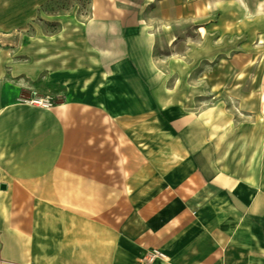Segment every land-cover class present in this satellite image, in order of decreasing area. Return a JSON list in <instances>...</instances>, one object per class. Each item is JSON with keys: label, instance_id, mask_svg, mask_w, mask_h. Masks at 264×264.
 Listing matches in <instances>:
<instances>
[{"label": "crops", "instance_id": "1", "mask_svg": "<svg viewBox=\"0 0 264 264\" xmlns=\"http://www.w3.org/2000/svg\"><path fill=\"white\" fill-rule=\"evenodd\" d=\"M243 1L93 0L125 28L0 53V264H264V12ZM185 23L190 94L229 107L151 106L153 50ZM56 86L49 107L21 99Z\"/></svg>", "mask_w": 264, "mask_h": 264}, {"label": "rangeland", "instance_id": "2", "mask_svg": "<svg viewBox=\"0 0 264 264\" xmlns=\"http://www.w3.org/2000/svg\"><path fill=\"white\" fill-rule=\"evenodd\" d=\"M126 2V1H124ZM101 8L107 9L109 12V3L101 1ZM93 0H0V53H12L14 57L21 60H30L36 51H39V44L44 43L46 40L52 41L56 36L65 35L71 40L72 36L76 37L78 34L77 28H125L121 24L122 18L116 17H95L93 15ZM112 7L115 8V2H112ZM264 12V11H263ZM97 18V19H96ZM120 25V26H119ZM181 28H166V30L176 32L177 40L174 45H170L171 38L166 39L167 43H163L161 35L159 42L153 50L154 57L166 58L165 64H159L154 67L156 73L159 72V78L151 80L152 93L150 104L157 105L158 101L165 104L177 103L184 107L185 111H194V107H204L205 105H228L224 98H212L206 96L204 81H199V93L201 95L192 96L191 89V66L189 64V49L188 44L191 40L196 39L194 28H191L188 23L180 26ZM145 28H153L148 24ZM62 32H65L63 34ZM63 40V39H61ZM67 40V39H66ZM69 40V41H70ZM158 40V35H157ZM198 41L199 37H198ZM67 42V41H66ZM59 48L64 47L72 48L71 50L77 51L78 45L70 43L56 44ZM43 46H45L43 44ZM38 47V48H36ZM55 51H58V50ZM66 49V48H65ZM81 50V49H80ZM74 51V52H75ZM86 55L89 52L85 50ZM177 53L178 56H183L181 64H173L168 62V58ZM77 53L75 52V56ZM186 57V59H185ZM205 66H197L199 75L204 70ZM200 76V75H199ZM203 84V85H202ZM202 90V91H201ZM165 91V94L162 93ZM62 88L56 86L54 89L47 90L48 98L52 103H59L61 100ZM138 98H135V101ZM98 114H91L92 122L97 123L95 118ZM155 115V114H154ZM192 116L194 114H191ZM230 120H233L234 114H230ZM261 116L257 120H263ZM104 120V119H103ZM151 120L152 119L151 117ZM103 126V125H102ZM232 135V130L229 131ZM222 130L215 129L212 132L209 130V135L214 137L221 136ZM264 138V128L260 134ZM218 150L221 146H217ZM261 152L264 153V145L261 146ZM264 167V161L262 162Z\"/></svg>", "mask_w": 264, "mask_h": 264}, {"label": "built area", "instance_id": "3", "mask_svg": "<svg viewBox=\"0 0 264 264\" xmlns=\"http://www.w3.org/2000/svg\"><path fill=\"white\" fill-rule=\"evenodd\" d=\"M21 99L24 102H27L33 105H38V106L45 107V108L52 105V102L48 98L22 96ZM158 258H164V253L160 249L155 248V247L149 248L142 257V259L148 263Z\"/></svg>", "mask_w": 264, "mask_h": 264}, {"label": "bare ground", "instance_id": "4", "mask_svg": "<svg viewBox=\"0 0 264 264\" xmlns=\"http://www.w3.org/2000/svg\"><path fill=\"white\" fill-rule=\"evenodd\" d=\"M241 4H243V5H245L246 6V4H245V2L243 1V0H238ZM258 7L262 10V11H264V0H261V2H258Z\"/></svg>", "mask_w": 264, "mask_h": 264}, {"label": "water", "instance_id": "5", "mask_svg": "<svg viewBox=\"0 0 264 264\" xmlns=\"http://www.w3.org/2000/svg\"><path fill=\"white\" fill-rule=\"evenodd\" d=\"M0 187H1V188H4L5 186H4V184H1Z\"/></svg>", "mask_w": 264, "mask_h": 264}]
</instances>
